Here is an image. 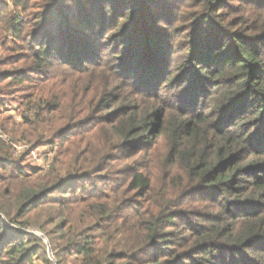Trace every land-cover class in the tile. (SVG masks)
Instances as JSON below:
<instances>
[{"label":"trees","instance_id":"trees-1","mask_svg":"<svg viewBox=\"0 0 264 264\" xmlns=\"http://www.w3.org/2000/svg\"><path fill=\"white\" fill-rule=\"evenodd\" d=\"M0 47V264H264V0H3Z\"/></svg>","mask_w":264,"mask_h":264},{"label":"rangeland","instance_id":"rangeland-1","mask_svg":"<svg viewBox=\"0 0 264 264\" xmlns=\"http://www.w3.org/2000/svg\"><path fill=\"white\" fill-rule=\"evenodd\" d=\"M3 0H0V2H2ZM6 1V0H4ZM0 55H2L1 53V47H0ZM48 149L43 147L38 149L31 158V164L37 166V167H48L49 166V161L47 159L51 158V155L48 154ZM38 236L42 237L39 233ZM35 264H44L43 261L41 260H36ZM72 264V262L70 263Z\"/></svg>","mask_w":264,"mask_h":264}]
</instances>
